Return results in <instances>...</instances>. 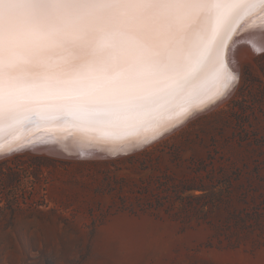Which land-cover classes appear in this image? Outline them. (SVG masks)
<instances>
[{
  "label": "rangeland",
  "instance_id": "1",
  "mask_svg": "<svg viewBox=\"0 0 264 264\" xmlns=\"http://www.w3.org/2000/svg\"><path fill=\"white\" fill-rule=\"evenodd\" d=\"M234 55L227 98L134 150L0 155V264H264V49Z\"/></svg>",
  "mask_w": 264,
  "mask_h": 264
},
{
  "label": "snow or ice",
  "instance_id": "2",
  "mask_svg": "<svg viewBox=\"0 0 264 264\" xmlns=\"http://www.w3.org/2000/svg\"><path fill=\"white\" fill-rule=\"evenodd\" d=\"M257 5L264 0H0V116L19 123L42 109L90 114L106 94L128 95L136 110L179 102L197 70L182 53L184 33L202 15L222 25L235 9ZM238 80L222 62L215 96L198 110Z\"/></svg>",
  "mask_w": 264,
  "mask_h": 264
},
{
  "label": "bare ground",
  "instance_id": "3",
  "mask_svg": "<svg viewBox=\"0 0 264 264\" xmlns=\"http://www.w3.org/2000/svg\"><path fill=\"white\" fill-rule=\"evenodd\" d=\"M239 42L256 50L264 49V5L235 9L222 25L215 15H202L184 33L182 53L197 70L180 93L183 100L136 110L129 106L128 95L106 94L91 101L90 114L79 108L71 111L42 109L24 115L19 123L0 116V145L3 146L0 155L26 147H42L55 154L81 157L134 150L157 135L177 129L230 95L234 88L198 110L199 105L215 96L222 62L237 73L234 50ZM40 102H47L46 98H41ZM185 108H190L192 114L179 121L177 114Z\"/></svg>",
  "mask_w": 264,
  "mask_h": 264
},
{
  "label": "water",
  "instance_id": "4",
  "mask_svg": "<svg viewBox=\"0 0 264 264\" xmlns=\"http://www.w3.org/2000/svg\"><path fill=\"white\" fill-rule=\"evenodd\" d=\"M73 157H77L78 158V155H72Z\"/></svg>",
  "mask_w": 264,
  "mask_h": 264
}]
</instances>
